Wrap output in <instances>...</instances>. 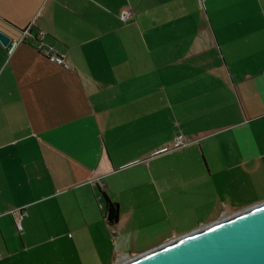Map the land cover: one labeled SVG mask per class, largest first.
Segmentation results:
<instances>
[{"label":"crops","instance_id":"0c3cea01","mask_svg":"<svg viewBox=\"0 0 264 264\" xmlns=\"http://www.w3.org/2000/svg\"><path fill=\"white\" fill-rule=\"evenodd\" d=\"M0 32V264H120L264 202V0H0Z\"/></svg>","mask_w":264,"mask_h":264},{"label":"water","instance_id":"95a60500","mask_svg":"<svg viewBox=\"0 0 264 264\" xmlns=\"http://www.w3.org/2000/svg\"><path fill=\"white\" fill-rule=\"evenodd\" d=\"M10 43L0 32V44ZM120 264H264V202Z\"/></svg>","mask_w":264,"mask_h":264},{"label":"built area","instance_id":"2783aa9c","mask_svg":"<svg viewBox=\"0 0 264 264\" xmlns=\"http://www.w3.org/2000/svg\"><path fill=\"white\" fill-rule=\"evenodd\" d=\"M129 17V12H123L121 15V19L123 21L127 20ZM44 34L43 33H38L36 36V45L34 46L35 50L44 58H46L48 61L61 66L63 68H67V65L64 62L63 55L59 53L57 50H55L53 47L46 45L43 42ZM184 145L183 138L178 137L176 138L173 148L176 149L178 147H181ZM14 216V223L15 227L18 232L22 231V224L21 221L26 216V212L24 210H15L12 212Z\"/></svg>","mask_w":264,"mask_h":264},{"label":"trees","instance_id":"16d2710c","mask_svg":"<svg viewBox=\"0 0 264 264\" xmlns=\"http://www.w3.org/2000/svg\"><path fill=\"white\" fill-rule=\"evenodd\" d=\"M105 202L107 204L106 220L109 225H114L118 220V211L115 204H112L108 198L103 194Z\"/></svg>","mask_w":264,"mask_h":264},{"label":"rangeland","instance_id":"374dc122","mask_svg":"<svg viewBox=\"0 0 264 264\" xmlns=\"http://www.w3.org/2000/svg\"><path fill=\"white\" fill-rule=\"evenodd\" d=\"M172 148H173V146H172ZM174 149V148H173Z\"/></svg>","mask_w":264,"mask_h":264}]
</instances>
